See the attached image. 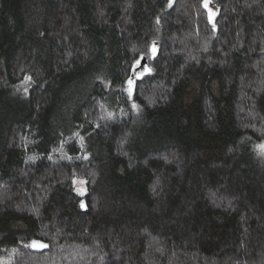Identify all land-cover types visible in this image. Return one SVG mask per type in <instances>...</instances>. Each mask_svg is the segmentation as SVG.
<instances>
[{
	"label": "trees",
	"instance_id": "16d2710c",
	"mask_svg": "<svg viewBox=\"0 0 264 264\" xmlns=\"http://www.w3.org/2000/svg\"><path fill=\"white\" fill-rule=\"evenodd\" d=\"M209 1L0 0V264H264V0Z\"/></svg>",
	"mask_w": 264,
	"mask_h": 264
},
{
	"label": "rangeland",
	"instance_id": "374dc122",
	"mask_svg": "<svg viewBox=\"0 0 264 264\" xmlns=\"http://www.w3.org/2000/svg\"><path fill=\"white\" fill-rule=\"evenodd\" d=\"M209 2L210 1L208 0V7L207 8L205 7V10H206L207 16L209 17L210 22L214 23L217 19V15L219 11L214 6H212ZM209 9H211V12L209 11ZM141 66H142L141 63L137 65V71H136L137 77H139L141 73H145L148 71V68L146 65H143L142 68ZM27 88H28L27 84L23 85L19 90V95H25V92H26L25 89ZM259 150L264 154V149H262L261 146L259 147ZM75 172L77 175L75 179V186H76L77 193L81 196H84L86 194L85 192H87L86 181L84 179L85 171L84 169H81L80 167H76ZM36 247L39 249H43V247H39V246H36Z\"/></svg>",
	"mask_w": 264,
	"mask_h": 264
},
{
	"label": "snow or ice",
	"instance_id": "6c2138e0",
	"mask_svg": "<svg viewBox=\"0 0 264 264\" xmlns=\"http://www.w3.org/2000/svg\"><path fill=\"white\" fill-rule=\"evenodd\" d=\"M169 6H171V5H169ZM204 6L206 8L208 7V0H205ZM209 11L211 12V9H209ZM128 83H129V94H131V84H132V81L129 80ZM261 148L264 149V145H261ZM33 246L46 247V245H42V244L41 245H37V242H35V241H33Z\"/></svg>",
	"mask_w": 264,
	"mask_h": 264
},
{
	"label": "water",
	"instance_id": "95a60500",
	"mask_svg": "<svg viewBox=\"0 0 264 264\" xmlns=\"http://www.w3.org/2000/svg\"><path fill=\"white\" fill-rule=\"evenodd\" d=\"M144 62H146V59L144 60Z\"/></svg>",
	"mask_w": 264,
	"mask_h": 264
}]
</instances>
